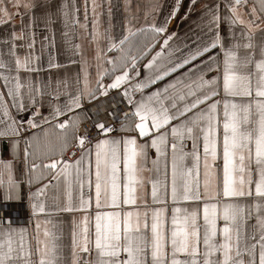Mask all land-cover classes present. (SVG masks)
Instances as JSON below:
<instances>
[{"label": "snow or ice", "instance_id": "obj_1", "mask_svg": "<svg viewBox=\"0 0 264 264\" xmlns=\"http://www.w3.org/2000/svg\"><path fill=\"white\" fill-rule=\"evenodd\" d=\"M120 7L0 0V264H264V0Z\"/></svg>", "mask_w": 264, "mask_h": 264}, {"label": "crops", "instance_id": "obj_2", "mask_svg": "<svg viewBox=\"0 0 264 264\" xmlns=\"http://www.w3.org/2000/svg\"><path fill=\"white\" fill-rule=\"evenodd\" d=\"M121 2H122V0H112V3H113V23L114 24H118L123 18V9H122V7H120ZM102 20L106 21L107 16L106 15L103 16ZM172 23H173V25H175L177 23V21H173ZM116 30L118 31V28ZM183 30H186V29L184 28L183 25H181V31H183ZM64 216H65V214H61L62 218H64ZM24 222L26 223V221H24ZM64 228H65V231L67 232L68 219L64 220ZM65 239H66V237H65Z\"/></svg>", "mask_w": 264, "mask_h": 264}]
</instances>
